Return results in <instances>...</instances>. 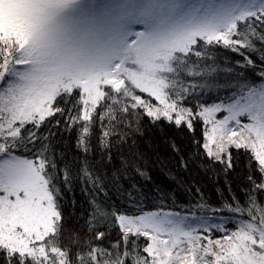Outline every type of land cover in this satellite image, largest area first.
Masks as SVG:
<instances>
[{
	"label": "snow or ice",
	"instance_id": "1",
	"mask_svg": "<svg viewBox=\"0 0 264 264\" xmlns=\"http://www.w3.org/2000/svg\"><path fill=\"white\" fill-rule=\"evenodd\" d=\"M0 264H264V0H0Z\"/></svg>",
	"mask_w": 264,
	"mask_h": 264
},
{
	"label": "trees",
	"instance_id": "2",
	"mask_svg": "<svg viewBox=\"0 0 264 264\" xmlns=\"http://www.w3.org/2000/svg\"><path fill=\"white\" fill-rule=\"evenodd\" d=\"M234 56L235 54L227 55L224 62H221L219 64L220 69H223L227 66L228 63H231ZM236 58L238 59V57ZM223 75L224 74L221 71V78H223ZM221 94L223 95V92ZM211 95L215 94L213 93ZM208 98L209 94H205L204 99ZM65 139L68 138L65 137ZM173 143H175V145L181 149L182 155H190L192 153V145L189 143V138L184 132L178 131L175 128H150L146 132L145 139L142 141V150H144L147 154V162L152 179L151 182L148 183L141 181V183L144 184L145 190L150 191L153 186H156L160 188L163 193H177V200L183 201L187 197L185 193L182 192L181 187H178L177 185H187L190 180H195L199 185L202 186L205 194L213 202H216L218 200V196L215 189L217 188V186H219V188L223 190L224 178L221 177V181L219 185H217V182L215 180L210 179V177L213 176V173L209 172L205 174L196 165H193V167L187 174L182 171L176 172L175 163L178 157L171 147ZM95 155L97 159H99V151H97ZM161 160L165 161L167 167H165L164 164L160 163ZM169 169L173 170L175 180L169 177ZM227 179L231 182L233 191H235L238 196H242L243 194L238 190V186L242 187V185H240L239 177L229 176L227 177ZM74 195L78 205H82L84 208L88 207L85 193L77 189ZM111 195L113 199L121 205L127 203L125 197L119 193H116L114 190Z\"/></svg>",
	"mask_w": 264,
	"mask_h": 264
}]
</instances>
